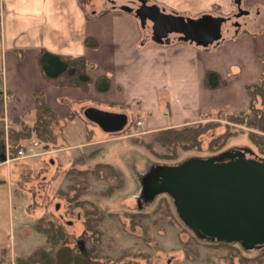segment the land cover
Masks as SVG:
<instances>
[{
  "label": "rangeland",
  "instance_id": "obj_1",
  "mask_svg": "<svg viewBox=\"0 0 264 264\" xmlns=\"http://www.w3.org/2000/svg\"><path fill=\"white\" fill-rule=\"evenodd\" d=\"M80 1L86 6V13L89 16L95 14L98 17L102 16L105 14L104 10L111 8L106 0ZM233 3L236 10V0ZM242 7L247 8L244 3ZM215 12L220 13L221 10L216 9ZM236 14L237 12L224 25L223 40L219 45L229 41L238 30L242 32V25L254 18L242 16L235 19ZM261 15L262 17L257 20L258 25L264 23V11ZM232 22L240 26L235 28ZM144 28L150 36L148 25ZM91 39L98 42L95 38ZM215 46L208 49L214 50ZM255 59L260 65L263 64L261 58L255 56ZM257 63H244L243 68L240 66L239 69L257 73L262 69H259L261 66ZM89 64L92 65V69L88 71L89 77L95 75L98 79L104 76L98 71L103 68L102 65L93 62ZM94 70L98 73L92 74ZM233 71L235 74L240 73L237 69ZM259 83L260 81L252 84ZM49 86L59 90L53 89L48 97L43 90L39 91L43 92L45 103L48 104L49 101L51 105L48 106L56 116L50 125L54 140L46 142L37 139L34 133H31L30 138H20L21 148H30V145L36 142L34 151L38 156L28 157L29 153H27L19 157L18 153L10 152L9 137L11 133L20 131L22 126L30 127L35 123L36 98L33 94L32 103H27L28 105L24 107L17 105L16 109L10 108L9 95L3 92L0 85L3 93V110L0 116L1 128H3V139L0 138V180L4 181V184H0V258L5 253L3 264H17L18 257H27L36 248L47 247L44 237L36 230L39 219L59 220L67 235V245L75 246L81 255L86 256L87 250L80 241L84 229L80 211L70 214L66 209V200L58 195L59 192L68 193V186L71 184L69 170L77 166L90 171L96 164L102 163L109 164L120 172L123 186L108 194L109 187L118 184L117 180L108 178L101 181L95 175L89 174L87 179L89 192L83 199L95 203L104 216L100 227L103 233L101 254L105 259L109 258L110 263L123 264L127 259L119 258L122 253L127 252L132 255H147L148 262L144 259H136L138 264H264L255 261V251L261 248L248 251L242 249V252L239 251L240 257L246 260H240L238 255L235 257L236 251L238 253L237 249L222 250L208 246L217 241L196 239L177 216L175 204L166 194L157 195L151 202L146 203L140 197L141 179L157 166L173 167L196 158L206 160L231 149L253 153V155L248 154V157L264 158L247 138L249 132L263 134L249 129L246 121L240 124L229 118L230 115L246 109L249 102L246 107H241L239 110H234L231 106L211 110L198 109L196 105L199 106L201 103L196 97L190 100V106L187 107L184 105V99L169 101L166 95L160 94L157 100H135L122 104L107 99L104 96L107 93L97 94L93 86L89 87L87 93L77 88ZM87 107L110 113H124L127 124L119 133L106 134L95 124L86 121L82 111ZM21 108L24 110L21 111ZM207 124L218 127L198 138L199 149L178 150L177 158L173 161L163 160L160 154L156 157L142 146L150 143L154 135L160 131ZM226 133L233 136L224 148L219 152L210 151V141ZM153 147L156 153H160L161 147L155 144ZM2 156L5 157V161L1 160ZM78 161L83 163L76 165ZM71 176L84 179L81 175ZM162 198H166L169 207L163 204L154 212ZM167 207L170 209V216L166 213ZM139 211L146 214L142 220L145 230L136 228L133 235L130 230V218L127 216ZM232 244L238 245V243ZM231 255H234L233 258Z\"/></svg>",
  "mask_w": 264,
  "mask_h": 264
},
{
  "label": "crops",
  "instance_id": "obj_2",
  "mask_svg": "<svg viewBox=\"0 0 264 264\" xmlns=\"http://www.w3.org/2000/svg\"><path fill=\"white\" fill-rule=\"evenodd\" d=\"M106 1L111 8L98 17L87 15L80 0H0V81L3 92L9 95L10 108L32 103V95L39 90L47 97L53 89L59 90L41 78L36 65L40 50L84 57L102 65L98 71L111 77V89L104 96L116 103L157 100L162 94L169 101L184 99L187 107L196 97L201 103L196 105L198 109L231 106L239 110L248 105L245 86L258 83L264 74V23L258 25L257 21L262 17L264 0H242L241 5L247 8L241 9L249 12L244 17L254 18L229 41L215 43L214 50L180 41L177 35H170L168 44L154 43L150 23L145 25L150 28L149 36L133 14L119 10L120 6L136 8V0ZM146 1L165 13L193 19L206 14L231 18L237 12L234 0ZM89 37L98 41L97 50L85 46ZM255 56L263 60L262 65ZM251 62L262 69L257 73L242 70L244 63ZM234 69L240 73L235 74ZM205 71L218 72L228 87L204 91L201 82ZM90 77L97 79L95 75ZM0 184L4 181L0 180Z\"/></svg>",
  "mask_w": 264,
  "mask_h": 264
},
{
  "label": "water",
  "instance_id": "obj_3",
  "mask_svg": "<svg viewBox=\"0 0 264 264\" xmlns=\"http://www.w3.org/2000/svg\"><path fill=\"white\" fill-rule=\"evenodd\" d=\"M136 8L120 6L133 14L144 28L151 27L154 43L168 44L169 35L180 41L209 48L223 40L227 20L209 14L193 19L165 13L156 4L136 0ZM236 0L238 19L249 15ZM239 27V24H235ZM86 121L106 134L119 133L126 126L123 114L94 107L82 111ZM237 149L208 159L188 160L173 167L152 169L141 179V199L151 202L157 195L167 194L175 204L177 215L198 239L238 243L242 248L264 247V158ZM2 161L5 157L2 156Z\"/></svg>",
  "mask_w": 264,
  "mask_h": 264
},
{
  "label": "trees",
  "instance_id": "obj_4",
  "mask_svg": "<svg viewBox=\"0 0 264 264\" xmlns=\"http://www.w3.org/2000/svg\"><path fill=\"white\" fill-rule=\"evenodd\" d=\"M85 46L88 49L95 50L98 47V42H95L91 38H86ZM37 56L36 65L37 68H39L41 78L49 85L60 88H77L84 93L89 92V87L93 86V89H95L97 94L108 93L111 89L110 77L104 75L96 80H92V78L89 77L88 71L92 69V65L89 64L84 57L72 58L63 55L60 56L51 52L49 53L45 50H40ZM201 84L204 91L207 90L211 92L226 89L228 87L227 81L218 72L214 71H205ZM245 92L249 98L248 107L239 113L230 115L229 118L240 124L246 121L245 123L249 129L257 130L263 134L249 132L247 133V138L249 142L256 147L258 153L264 157V74L261 76L259 84L246 85ZM34 96L37 103L36 121L30 127L22 126L20 131L10 134V152L13 154H17L18 150L22 147L19 143L20 138H30L31 133H34L37 139H43L46 142L54 140L50 125L54 122L53 120L56 116L53 114V111L48 104L45 103L43 92H36L34 93ZM2 99L3 93L0 90V116L2 115L3 110ZM1 126L2 124L0 123V128ZM216 127L218 126L207 124L160 131L154 135L152 138L153 140L150 143L142 146L156 157L160 154V157H162L163 160L173 161V159L177 158L178 150L196 151V149H199L200 144L198 138ZM232 136V134L230 135L227 133L219 135V137L210 141L209 150L212 152H219L224 148ZM0 138L1 140L3 139V128L0 129ZM154 144L161 147L160 153L154 151ZM80 163L83 162L78 161L76 165ZM161 167L171 166L161 165ZM161 167L157 166L152 169ZM68 174L71 181V184L68 186V193L65 194L59 192L58 196L66 200V209H68L70 214H74L75 211H80V217L83 220L84 225L80 241H82L85 250H87L86 256L81 255L75 246L69 247L67 245V235L64 231V226L59 220L50 219L43 221V219H39L37 221L36 230L44 237L47 247H38L27 257H18L17 264H115L114 262L110 263V259H105L101 254L103 252V233L100 230V227L104 221V216L101 214L99 207H97L95 203L87 201L86 199H83V197L89 192V184L87 181L89 174L95 175L96 178L101 181L108 178H115L118 184L109 187L107 193L110 194L113 190L123 186L120 172L111 165L102 163L96 164L90 171L77 168L76 166L69 170ZM71 175H81L84 176V179H76ZM163 204L168 206L166 198H162V200L157 203V208L154 212L158 211V208ZM166 213L170 216L169 208ZM127 217L130 218V230H132L133 235H135L136 228L139 230H145L142 223V220L146 217L144 212L139 211L137 213L128 214ZM191 232L194 237L198 239L192 230ZM208 246L222 250L230 249L235 251V249H237L238 253L236 251L235 257L238 255L240 260H246L245 258L240 257L241 253L239 254V251L242 252V249L245 248H242L239 244L234 246L232 243L215 242V244H208ZM248 250L249 249L246 251ZM122 254L123 255L119 259H127L123 264H138L135 261L136 259H144L148 262L147 255L144 254L132 255L127 252ZM255 254V261L260 263L264 262V247L255 251ZM4 255L5 253L1 255L0 264H3L5 260ZM233 256L231 255L232 258Z\"/></svg>",
  "mask_w": 264,
  "mask_h": 264
},
{
  "label": "built area",
  "instance_id": "obj_5",
  "mask_svg": "<svg viewBox=\"0 0 264 264\" xmlns=\"http://www.w3.org/2000/svg\"><path fill=\"white\" fill-rule=\"evenodd\" d=\"M37 146V144H36V142H34L33 144H31L30 145V148H27V149H25V148H20L19 150H18V155H19V157L21 156V155H23V154H27V153H29V156L28 157H31V156H38V154H36L35 153V151H34V147H36ZM7 158V157H6Z\"/></svg>",
  "mask_w": 264,
  "mask_h": 264
},
{
  "label": "flooded vegetation",
  "instance_id": "obj_6",
  "mask_svg": "<svg viewBox=\"0 0 264 264\" xmlns=\"http://www.w3.org/2000/svg\"><path fill=\"white\" fill-rule=\"evenodd\" d=\"M226 18H228V17H226ZM231 19V18H230ZM230 19L229 20H227L226 22H228V21H230ZM226 24V23H225ZM231 24H233V26L234 27H236V25L235 24H237L236 22H232ZM170 36V35H169Z\"/></svg>",
  "mask_w": 264,
  "mask_h": 264
}]
</instances>
